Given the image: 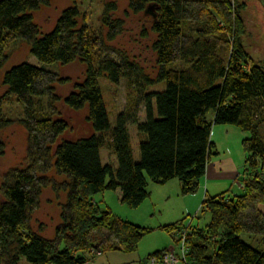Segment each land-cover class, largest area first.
<instances>
[{
	"label": "trees",
	"instance_id": "1",
	"mask_svg": "<svg viewBox=\"0 0 264 264\" xmlns=\"http://www.w3.org/2000/svg\"><path fill=\"white\" fill-rule=\"evenodd\" d=\"M74 1V0H73ZM51 0H0V69L8 60L7 44L19 39L45 63L83 64L84 76L72 90L59 96L56 86L69 78L21 61L2 73L5 94L21 106L19 123L26 131L24 164L7 169L0 183V264H87L99 249L133 251L152 228L99 209L92 196L120 189V201L137 207L149 195L147 178L156 184L172 178L180 192H195L215 145L214 124L234 125L247 136L240 176L242 191L204 196L201 208L210 218L204 226L180 220L160 226L180 241L186 230L188 264H264V66L256 62L242 42L245 32L239 0H129V8L143 13L153 4L155 74L149 75L124 50L106 44L121 31L111 19L117 0H107L102 25L93 32L80 22L73 2L63 8L52 28L42 31L33 13ZM126 81L142 98L144 120L137 123L143 138L139 158L133 161L126 129L129 106L117 116L108 141L116 155V168L102 164V132L109 128L98 78ZM158 82L160 91L145 89ZM62 101L73 111H85L88 130L69 137V122L59 114ZM9 119H0L5 124ZM62 177L58 180L56 177ZM65 193L60 221L48 238L31 225V215L42 188ZM252 235L256 245L241 238ZM98 243V249L93 245ZM164 249L147 255L160 261Z\"/></svg>",
	"mask_w": 264,
	"mask_h": 264
},
{
	"label": "rangeland",
	"instance_id": "2",
	"mask_svg": "<svg viewBox=\"0 0 264 264\" xmlns=\"http://www.w3.org/2000/svg\"><path fill=\"white\" fill-rule=\"evenodd\" d=\"M106 1L51 0L48 6H42L33 15L41 30L47 31L52 28L61 10L75 2L81 13L80 22L87 23L93 32L101 30L105 34L107 28L102 25L101 19ZM239 2L243 4L240 15L245 28V32L241 37L242 42L249 55L264 66V22L259 17L262 16V13L254 8L255 0H239ZM151 17L149 13L133 12L129 8V0H117V6L111 13V19L121 21V31L115 38L106 41V44L124 50L140 64L146 73L154 76L155 55L152 43L155 35L151 31ZM6 51L9 54L8 60L0 69V119H9L10 121L5 124L0 123V183L2 175L7 169L25 163L26 152V131L17 120L22 113L21 106L15 101L13 94H5L6 87L1 82L3 71L12 64L21 61L54 71L62 77L69 78V82L66 84L56 86L57 94L63 96L72 90L74 82L83 78L85 70L83 64L78 60L67 65H60L57 62H42L30 53L28 44L19 39L11 40L6 46ZM98 84L109 121V128L102 132L104 144L99 149L100 161L102 164H110L116 168V155L108 141L116 124L117 116L125 110L127 105H130L129 114L132 117L128 118L126 129L129 135L132 159L135 162L139 158L138 144L143 138L137 130V123L144 120L141 95L127 85L124 79L114 83L105 77H99ZM163 88L164 83L158 82L149 85L145 91H160ZM56 106L59 114L69 122L71 132L67 133V136L73 137L88 130V125L85 124L84 120V110L73 111L64 105L62 101L56 103ZM229 126L232 130L223 138L217 139L210 136L219 155L221 157L229 155L234 161L237 172L233 174L232 184L229 185L227 191L238 194L242 191L239 182L245 159L241 140L247 136V132L241 131L234 125ZM212 156L214 157V155H211V158ZM259 172L264 175V166L259 168ZM227 174L230 175L231 172ZM56 178L58 180L62 179L59 176ZM176 183H178V179L172 178L163 186L153 183L147 178L146 188L151 191V195L135 208H130L122 203L119 195L114 190H105L94 194L92 198L99 209L109 208L115 216L136 225L152 228V230L142 236L135 250L127 252L119 250L97 251L87 264H164L160 261L152 262L147 259V255L157 249H172L179 254L180 245L176 241L174 233L167 232L161 229L160 226L180 220L184 225L190 223L201 227L209 221L210 214L206 209L201 208L202 200L199 202L194 201L191 198L193 193L181 194L176 187ZM211 195L212 192L206 196ZM64 200L65 193L61 189H54L52 186L42 188L38 205L31 215L30 222L33 229L48 238H52L55 226L60 221V209ZM259 208L264 212V200ZM241 238L250 244H257L256 238L252 235L244 233L241 234ZM18 264L32 263L21 256ZM175 264L185 263L179 260Z\"/></svg>",
	"mask_w": 264,
	"mask_h": 264
},
{
	"label": "crops",
	"instance_id": "3",
	"mask_svg": "<svg viewBox=\"0 0 264 264\" xmlns=\"http://www.w3.org/2000/svg\"><path fill=\"white\" fill-rule=\"evenodd\" d=\"M223 126H226V127H223ZM230 130L232 129L229 125L214 124L211 129L212 134L210 135L212 137H216L217 139L223 138V136L229 133ZM211 136H210V139L212 138ZM212 155H214V157L212 156L211 158L210 156V159L208 160L206 164L205 173L199 179L197 188L195 192H193V195H191V198L194 201L197 200L199 202L200 200L203 199L205 195H208V193H211V192H212L211 196H214L221 192L227 191L229 185L232 184L231 181H233L232 179V176H234L233 174L237 172L234 161L229 155L228 156L223 155L221 157L217 150H216V154L213 153ZM228 172H231V174L228 175L227 174ZM239 183L241 186V180ZM163 184H166V183H163ZM163 184H160V185H163ZM176 184H177L176 185L177 189L180 191L179 180H178V183ZM240 188L242 190V187ZM114 191L119 195V198H120L121 197L120 189H116ZM148 191H149V195L146 198H149L151 195V191L150 190Z\"/></svg>",
	"mask_w": 264,
	"mask_h": 264
},
{
	"label": "built area",
	"instance_id": "4",
	"mask_svg": "<svg viewBox=\"0 0 264 264\" xmlns=\"http://www.w3.org/2000/svg\"><path fill=\"white\" fill-rule=\"evenodd\" d=\"M188 225V224H187ZM185 236H186V230L182 229L180 231V252L179 254L175 253L172 249L170 250H165L162 252L160 256V262L164 264H175L179 260H182L185 264H188L187 258H186V253H187V245L185 243ZM152 262H156L157 259L153 256L150 258Z\"/></svg>",
	"mask_w": 264,
	"mask_h": 264
},
{
	"label": "water",
	"instance_id": "5",
	"mask_svg": "<svg viewBox=\"0 0 264 264\" xmlns=\"http://www.w3.org/2000/svg\"><path fill=\"white\" fill-rule=\"evenodd\" d=\"M253 6L255 9H257V11H260L262 13V16H259V15L258 16L260 17L261 21L264 22V0H255V3ZM148 13L151 14L153 18L156 17L153 4H149L145 7L143 14H148ZM98 246H99L98 243H95L93 245V247L97 249H98ZM97 251H100V250L98 249Z\"/></svg>",
	"mask_w": 264,
	"mask_h": 264
}]
</instances>
